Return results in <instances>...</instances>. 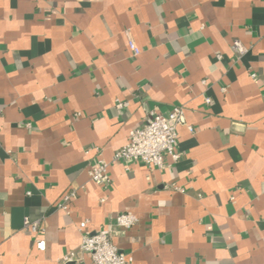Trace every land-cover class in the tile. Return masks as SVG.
Here are the masks:
<instances>
[{"label": "crops", "instance_id": "obj_1", "mask_svg": "<svg viewBox=\"0 0 264 264\" xmlns=\"http://www.w3.org/2000/svg\"><path fill=\"white\" fill-rule=\"evenodd\" d=\"M176 106L178 161H113ZM110 227L131 264H264V0H0V264H60Z\"/></svg>", "mask_w": 264, "mask_h": 264}, {"label": "built area", "instance_id": "obj_2", "mask_svg": "<svg viewBox=\"0 0 264 264\" xmlns=\"http://www.w3.org/2000/svg\"><path fill=\"white\" fill-rule=\"evenodd\" d=\"M128 44L133 57L140 55L141 49L132 38H129ZM233 46L240 54L246 52V47L239 40H235ZM207 102L210 100L207 99ZM127 105L126 102H120L117 107L124 108ZM181 125H187L185 110L182 106L174 107L168 115L152 111L143 126L130 131L128 142L116 151L113 161H140L150 167L158 168L164 167L165 158L168 156L174 161H178L181 158V154L177 151L178 128ZM188 128L191 132L194 131L192 126L188 125ZM109 166L110 162L100 159L90 167V178L97 184L106 186L110 182ZM77 194V189H71L63 196L58 206L68 209L70 201L76 198ZM137 220V216L133 213H121L116 217L115 226L127 230L132 228ZM25 226L38 236L37 247L45 250L46 241L39 235V222L26 218ZM86 226V221L81 222L80 228ZM112 237V227L84 233L78 249L65 254L61 258L60 264H87L86 255H89L91 264H131L133 258L122 252L113 243Z\"/></svg>", "mask_w": 264, "mask_h": 264}]
</instances>
